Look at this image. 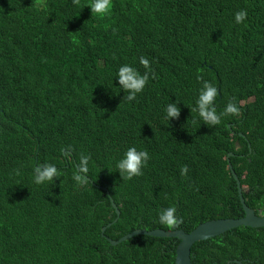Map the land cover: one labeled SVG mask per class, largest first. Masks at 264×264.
Here are the masks:
<instances>
[{
  "label": "trees",
  "instance_id": "16d2710c",
  "mask_svg": "<svg viewBox=\"0 0 264 264\" xmlns=\"http://www.w3.org/2000/svg\"><path fill=\"white\" fill-rule=\"evenodd\" d=\"M112 3L100 18L88 0H0V264H176L178 239L107 238L242 218L229 153L247 205L264 216V0ZM124 64L148 71L133 101L116 81ZM205 81L217 114L229 102L238 114L205 124L193 111ZM172 103L180 111L170 120ZM129 147L149 160L125 179L115 163ZM45 164L61 175L37 185ZM110 197L121 216L102 236L117 217ZM168 207L178 226L160 223ZM192 255L264 264V227L198 242Z\"/></svg>",
  "mask_w": 264,
  "mask_h": 264
},
{
  "label": "clouds",
  "instance_id": "9594fccd",
  "mask_svg": "<svg viewBox=\"0 0 264 264\" xmlns=\"http://www.w3.org/2000/svg\"><path fill=\"white\" fill-rule=\"evenodd\" d=\"M80 0H73L74 4H79ZM46 11V5L43 6ZM87 7L90 8L91 15L103 18L111 14L113 7L112 0H88ZM41 10V5H37V11ZM247 16V12L244 10L235 13L234 19L237 24L243 22ZM140 64H142L148 71H151L149 67V60L141 57ZM148 71L144 75L140 73L131 65H122L117 74L116 81L120 88L127 93L126 99L133 101L137 98V95L143 91L146 83L149 79ZM217 96V89L209 82L205 81L203 87L199 92L198 99L196 100V107L193 111L198 112L199 117L205 122V124L216 125L220 123L222 117L232 116L238 114V109L229 102L224 110L217 114L214 107V100ZM180 109L175 104H168L165 108L166 116L171 120L179 115ZM149 160V154L147 151H138L135 147H129L122 158L115 163L116 169L119 171L120 176L125 179H132L135 176L142 175V168L147 165ZM89 157L82 155L79 159L78 172H86ZM183 171V170H182ZM61 173L54 165L45 164L43 167H37L34 169L33 182L37 185L45 182H51L54 178H59ZM73 180L77 184H83L84 178L74 173ZM175 208L168 207L159 211V221L161 224L171 228L173 225L179 224V220L175 216Z\"/></svg>",
  "mask_w": 264,
  "mask_h": 264
},
{
  "label": "water",
  "instance_id": "95a60500",
  "mask_svg": "<svg viewBox=\"0 0 264 264\" xmlns=\"http://www.w3.org/2000/svg\"><path fill=\"white\" fill-rule=\"evenodd\" d=\"M231 127L230 125H228ZM234 156V153H229L227 161L229 163V169L237 181L238 193L240 197V202L242 205V209L244 211V216L239 219H217L207 221L205 223L200 224L196 227L192 232L186 233L184 230H177L173 228L171 231H165L161 229H155L148 231L146 229H137L130 234H127L120 238L119 240H113L111 238H107V240L111 243V245L116 246L124 241H127L136 236H151V237H159V238H174L178 239L180 243L176 248V264H193L192 263V248L193 246L202 241H206L221 235H224L226 232L239 228V227H250V228H263L264 227V216L259 214L257 215L255 210L250 208L243 196V188L241 186V181L239 180L234 167L231 163V157ZM103 190H107V188H103ZM109 194V192H108ZM111 204L117 214L114 222L108 224L102 229V236H105V232L108 228H110L114 223H116L120 216L121 211L116 205L114 199L110 197Z\"/></svg>",
  "mask_w": 264,
  "mask_h": 264
}]
</instances>
